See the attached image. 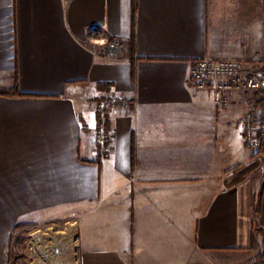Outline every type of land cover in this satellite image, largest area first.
<instances>
[{
	"label": "crops",
	"instance_id": "1",
	"mask_svg": "<svg viewBox=\"0 0 264 264\" xmlns=\"http://www.w3.org/2000/svg\"><path fill=\"white\" fill-rule=\"evenodd\" d=\"M92 29L108 45L91 44ZM132 32L131 0H0V90L13 91L18 72L24 95L0 96V264H19L18 234L65 231L67 217L79 264L264 257V160L243 139L264 92L235 90L220 108L188 82L204 58L264 67V0H138L134 80ZM111 95L133 106L108 116L113 151L102 158L96 104Z\"/></svg>",
	"mask_w": 264,
	"mask_h": 264
},
{
	"label": "built area",
	"instance_id": "2",
	"mask_svg": "<svg viewBox=\"0 0 264 264\" xmlns=\"http://www.w3.org/2000/svg\"><path fill=\"white\" fill-rule=\"evenodd\" d=\"M89 40L93 45H108L106 35L99 29H92ZM113 56L120 51L119 45L109 46ZM262 62L259 57L252 61L199 59L192 65L188 78L189 86L198 90H209L220 108H228L231 94L235 90L245 93L264 92V67L250 71L251 63ZM133 102L119 95H111L96 104L100 120L94 134L96 147L102 158L112 154V136L107 130V118L115 110L128 111ZM264 131V106L251 107L243 119V139L252 151L261 150L260 133ZM254 264H264V257Z\"/></svg>",
	"mask_w": 264,
	"mask_h": 264
},
{
	"label": "rangeland",
	"instance_id": "3",
	"mask_svg": "<svg viewBox=\"0 0 264 264\" xmlns=\"http://www.w3.org/2000/svg\"><path fill=\"white\" fill-rule=\"evenodd\" d=\"M125 52H128L127 47ZM252 152L264 160L261 150ZM261 214H255V232L264 238V228L257 223ZM17 239L13 254L18 257L19 264H79L77 233L72 217H67L65 231L57 232L47 225H34L18 234Z\"/></svg>",
	"mask_w": 264,
	"mask_h": 264
},
{
	"label": "trees",
	"instance_id": "4",
	"mask_svg": "<svg viewBox=\"0 0 264 264\" xmlns=\"http://www.w3.org/2000/svg\"><path fill=\"white\" fill-rule=\"evenodd\" d=\"M131 7H132V25H133V32L131 35V38L129 39L127 43V56L131 58V65H132V71H131V76L132 79H135V68H134V61H135V56H136V38L134 34V27H135V19L137 15V10H138V0H131ZM110 85H101L100 88L107 90L109 89ZM0 96H20L23 97L24 95L20 91V85H19V75L18 72L16 73V78H15V87L13 91L8 92L5 90H0ZM262 106H264V101L261 103ZM260 140H261V151L263 153L264 157V131L260 133ZM260 157V155L256 156ZM264 194V175H263V185L261 188V192L258 194L257 202L255 204V214L259 215L261 214L262 211V198ZM260 234V232H259Z\"/></svg>",
	"mask_w": 264,
	"mask_h": 264
}]
</instances>
